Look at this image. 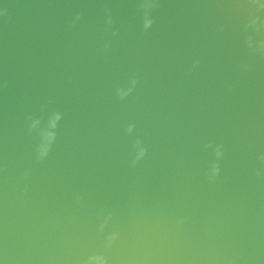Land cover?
Instances as JSON below:
<instances>
[{
  "label": "water",
  "instance_id": "water-1",
  "mask_svg": "<svg viewBox=\"0 0 264 264\" xmlns=\"http://www.w3.org/2000/svg\"><path fill=\"white\" fill-rule=\"evenodd\" d=\"M0 264H264V0H0Z\"/></svg>",
  "mask_w": 264,
  "mask_h": 264
}]
</instances>
